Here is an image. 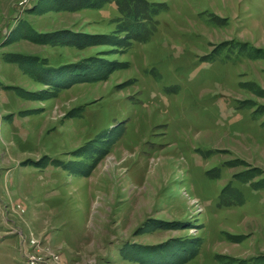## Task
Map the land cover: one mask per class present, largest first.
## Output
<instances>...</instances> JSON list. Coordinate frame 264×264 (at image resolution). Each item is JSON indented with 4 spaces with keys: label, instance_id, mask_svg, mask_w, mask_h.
Instances as JSON below:
<instances>
[{
    "label": "rangeland",
    "instance_id": "1",
    "mask_svg": "<svg viewBox=\"0 0 264 264\" xmlns=\"http://www.w3.org/2000/svg\"><path fill=\"white\" fill-rule=\"evenodd\" d=\"M61 1L0 0V264H264V0Z\"/></svg>",
    "mask_w": 264,
    "mask_h": 264
},
{
    "label": "trees",
    "instance_id": "2",
    "mask_svg": "<svg viewBox=\"0 0 264 264\" xmlns=\"http://www.w3.org/2000/svg\"><path fill=\"white\" fill-rule=\"evenodd\" d=\"M80 1H82V0H62L61 1V5H63V6H65L66 8H74V6H76ZM109 3H114L115 4V6H116V9H117V12H120L121 14H122V16L121 17H119L118 19H117V22H118V26H120V28H125V20L126 19H129L130 17H132V13H131V11H130V6L129 5H127L126 6V1L127 2H135V0H107ZM138 0H136V2H137ZM88 4V6L87 7H89V5H93V2L91 1V0H89V3H87ZM33 30V29H32ZM31 30V31H32ZM33 32L35 33V35L37 36V38L36 39H39L40 38V36H43L44 38L45 37H47V36H49V35H52L53 33H51V32H48L47 34L46 33H43V32H37V31H35V30H33ZM12 56H14V55H12ZM31 59H32V57H30ZM36 60H38V62H39V64H40V61L41 60H43L42 58H35ZM32 61V60H31ZM43 65H41V69H44V70H48V69H50L51 68V66L50 67H48V69L47 68H45V66H44V68L42 67ZM64 66H70V65H64ZM62 68V67H61ZM61 68H59V69H61ZM50 70H52V69H50ZM108 71V70H107Z\"/></svg>",
    "mask_w": 264,
    "mask_h": 264
},
{
    "label": "crops",
    "instance_id": "3",
    "mask_svg": "<svg viewBox=\"0 0 264 264\" xmlns=\"http://www.w3.org/2000/svg\"><path fill=\"white\" fill-rule=\"evenodd\" d=\"M18 244V243H17ZM52 249L59 255V257L61 258V260L66 263V264H78L79 261H77L74 257H73V253L75 254L74 250L71 249L72 247L69 246V248L67 249V251H64L63 247H57V246H52ZM20 251V249H19ZM21 257L23 258V252L20 251ZM25 264L26 263V259L23 258Z\"/></svg>",
    "mask_w": 264,
    "mask_h": 264
},
{
    "label": "built area",
    "instance_id": "4",
    "mask_svg": "<svg viewBox=\"0 0 264 264\" xmlns=\"http://www.w3.org/2000/svg\"><path fill=\"white\" fill-rule=\"evenodd\" d=\"M23 258L26 259L27 264H63L57 255L51 256L49 259L37 257L31 254L23 253Z\"/></svg>",
    "mask_w": 264,
    "mask_h": 264
}]
</instances>
